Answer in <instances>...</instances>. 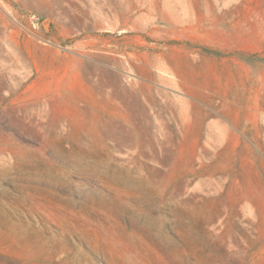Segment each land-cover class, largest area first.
Wrapping results in <instances>:
<instances>
[{
  "label": "rangeland",
  "instance_id": "374dc122",
  "mask_svg": "<svg viewBox=\"0 0 264 264\" xmlns=\"http://www.w3.org/2000/svg\"><path fill=\"white\" fill-rule=\"evenodd\" d=\"M0 264H264V0H0Z\"/></svg>",
  "mask_w": 264,
  "mask_h": 264
}]
</instances>
